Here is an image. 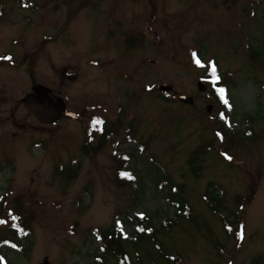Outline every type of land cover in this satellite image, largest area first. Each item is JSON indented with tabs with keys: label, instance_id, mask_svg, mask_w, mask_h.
I'll use <instances>...</instances> for the list:
<instances>
[{
	"label": "rangeland",
	"instance_id": "374dc122",
	"mask_svg": "<svg viewBox=\"0 0 264 264\" xmlns=\"http://www.w3.org/2000/svg\"><path fill=\"white\" fill-rule=\"evenodd\" d=\"M23 2L0 0V196L30 234L22 250L0 246V264H121L99 248L98 234L117 227L126 264H264V0ZM196 55L218 66L224 122L210 87L197 90L206 66ZM36 84L66 103L55 125L23 107ZM162 84L173 89L164 100ZM120 117L104 147L81 152L95 145L89 130L100 133L93 122ZM210 184L222 197L215 213ZM169 192L182 194L186 212ZM140 214L163 228L134 247ZM227 222L243 226L241 242Z\"/></svg>",
	"mask_w": 264,
	"mask_h": 264
},
{
	"label": "trees",
	"instance_id": "16d2710c",
	"mask_svg": "<svg viewBox=\"0 0 264 264\" xmlns=\"http://www.w3.org/2000/svg\"><path fill=\"white\" fill-rule=\"evenodd\" d=\"M121 123V119L118 120L117 124H112V125H103L102 127L104 128L102 134L99 135V137L97 138L96 141H94L95 139V135H93V140L90 141L89 144H95L93 146H88L87 143L85 142L83 144V147L81 148V152L84 155H88L89 153L92 154H96V152L101 149L102 147L105 146L106 142L108 141V137L110 133H116L118 130V126ZM197 157V155H196ZM200 158L195 159V162H198ZM75 171L71 168L65 170L64 175L71 179H73L75 177ZM158 180L160 181H164L167 184H171L170 186H172V181L170 180L169 176H157ZM214 184H210L207 187V191H210V195L212 196V199L209 198L208 196H206V201L207 204L209 206V208L215 213V204L221 202V198H218L216 195V193H212L211 192V188ZM168 195L172 196L171 198V202L173 203V205L182 210L183 212L186 211L187 205H186V201L184 199V197L182 196V194L180 192L176 193V195H171V192L168 193ZM177 200H174V199ZM6 201H5V195H1L0 196V222L4 221V223L6 224V227H4L7 232L9 233L10 237H1L0 238V246L4 243L8 244H12V245H16V242L19 241L22 238V234L21 232H24L26 234L30 233V223L28 221H26L25 219H23V214L20 213L18 207L13 206L12 209L6 210ZM171 223V222H170ZM226 225V230L230 231L231 228L227 222ZM231 225V224H230ZM163 227L160 228V230ZM137 229H138V235H137V243H135L133 246L134 247H138L140 243L144 242V241H156L155 238V233L160 230H154L153 226H152V222H145L144 220H139L138 224H137ZM145 230H148L150 233H152V236H147L146 234H140L141 232H144ZM19 231H21L19 233ZM111 232H109L108 230H106L104 233H102L100 235L101 237V241H102V245H101V250L103 253H105L106 255H110V256H115L117 259L120 260L121 264H126L125 263V259L127 257H129L128 253H126L125 250V241L121 238L120 235H117L115 233V229L110 230ZM231 232H233V234L236 235V238L238 236V230H231ZM154 234V235H153ZM235 237V236H234ZM129 244V243H126ZM94 256H97V254H95ZM102 259V257H101Z\"/></svg>",
	"mask_w": 264,
	"mask_h": 264
},
{
	"label": "water",
	"instance_id": "95a60500",
	"mask_svg": "<svg viewBox=\"0 0 264 264\" xmlns=\"http://www.w3.org/2000/svg\"><path fill=\"white\" fill-rule=\"evenodd\" d=\"M67 79H74V74L65 73ZM200 91H204V87L198 85ZM171 88L168 86H162L160 88L161 93H167ZM33 92L27 94L22 100L23 106L26 109L27 113L30 116L36 118L39 122L44 124H52L58 121L62 114L65 113V104L62 99H56L54 104H52L51 108L49 103L51 104V100L49 99V90L42 87L41 85H37L33 88ZM179 101L184 104H191L192 100L186 97H180ZM41 111V115L39 112ZM51 110H54L51 111ZM207 111H210V107L207 108Z\"/></svg>",
	"mask_w": 264,
	"mask_h": 264
},
{
	"label": "snow or ice",
	"instance_id": "6c2138e0",
	"mask_svg": "<svg viewBox=\"0 0 264 264\" xmlns=\"http://www.w3.org/2000/svg\"><path fill=\"white\" fill-rule=\"evenodd\" d=\"M197 63L199 64V61H197ZM212 71H213V73L216 71V68H215L214 65L212 66ZM219 92H220V94L223 96V94H224V89H223V88L219 89ZM94 123H95V122H94Z\"/></svg>",
	"mask_w": 264,
	"mask_h": 264
},
{
	"label": "bare ground",
	"instance_id": "6f19581e",
	"mask_svg": "<svg viewBox=\"0 0 264 264\" xmlns=\"http://www.w3.org/2000/svg\"><path fill=\"white\" fill-rule=\"evenodd\" d=\"M49 106H50L51 108H54V107H52V104H50V103H49ZM39 111H40V110H39ZM51 111L54 112V110H51ZM39 114L41 115V111L39 112Z\"/></svg>",
	"mask_w": 264,
	"mask_h": 264
},
{
	"label": "flooded vegetation",
	"instance_id": "af4514ba",
	"mask_svg": "<svg viewBox=\"0 0 264 264\" xmlns=\"http://www.w3.org/2000/svg\"><path fill=\"white\" fill-rule=\"evenodd\" d=\"M50 98H51L52 100H55V99H56V97L54 98V97L52 96V94L50 95Z\"/></svg>",
	"mask_w": 264,
	"mask_h": 264
}]
</instances>
